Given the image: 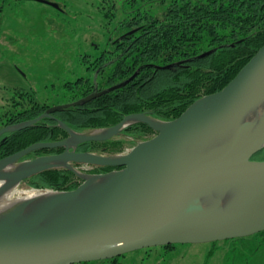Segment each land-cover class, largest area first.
I'll return each mask as SVG.
<instances>
[{
  "label": "water",
  "instance_id": "water-1",
  "mask_svg": "<svg viewBox=\"0 0 264 264\" xmlns=\"http://www.w3.org/2000/svg\"><path fill=\"white\" fill-rule=\"evenodd\" d=\"M40 1L59 8L58 3ZM124 84L95 91L82 101ZM262 101L264 45L223 89L198 98L173 120L131 113L114 126L83 133L53 115L70 105L63 104L34 119L2 127L0 137L50 117L69 134L58 141L36 142L0 159V180H8L6 189L60 167L77 173L84 182L76 189L44 197L27 219L17 222L22 214L18 211L1 220L0 264H75L154 246L217 242L263 232L264 160L253 157L264 148V112L257 125L244 117ZM138 122L148 124L156 135L126 154L77 150L85 142L110 140ZM97 131L100 134H94ZM54 148L65 150L25 158L36 150ZM58 161L65 164L58 165ZM23 164L24 168L8 171L10 166ZM75 165L117 169L90 174V181ZM98 176L104 180L95 184ZM228 191H238L239 196L224 207L205 208L210 199ZM43 222L47 223L40 226Z\"/></svg>",
  "mask_w": 264,
  "mask_h": 264
},
{
  "label": "trees",
  "instance_id": "trees-1",
  "mask_svg": "<svg viewBox=\"0 0 264 264\" xmlns=\"http://www.w3.org/2000/svg\"><path fill=\"white\" fill-rule=\"evenodd\" d=\"M160 1L169 2L162 17L137 16L138 22L129 23L135 27L113 39L110 48L94 57L85 55L91 73L67 82L70 91L66 96L70 100L63 104L70 105L54 112L55 117L78 132L114 126L131 113L146 112L161 120H173L198 98L223 89L264 45V0ZM210 50H213L211 54L200 57ZM123 82L114 91L89 102L82 101L97 89ZM31 98L24 97L20 110L0 114V124L34 119L51 107ZM124 132L136 142L154 130L138 122L127 126ZM68 135L55 119L44 117L31 127L3 134L0 159L36 142L57 141ZM110 143L111 140L89 141L82 143L81 148L83 151L105 149ZM60 151L41 149L25 158ZM253 159L264 160V148ZM75 180L72 170L54 168L33 175L26 182L37 189L66 191L80 185Z\"/></svg>",
  "mask_w": 264,
  "mask_h": 264
},
{
  "label": "rangeland",
  "instance_id": "rangeland-1",
  "mask_svg": "<svg viewBox=\"0 0 264 264\" xmlns=\"http://www.w3.org/2000/svg\"><path fill=\"white\" fill-rule=\"evenodd\" d=\"M47 1L58 3L59 9L40 0H0V114L20 110L24 97L51 107L63 104L70 98L67 82L91 73L85 55L94 57L110 48L113 39L135 27L129 23L137 21V16L162 17L169 4L160 0ZM10 125L14 124L6 126ZM99 129L104 128L83 133ZM124 129L110 139L107 148L89 152L123 155L156 135L149 132L135 142ZM75 167L85 175L114 170ZM75 174L81 185L84 179ZM20 187L30 188L27 182ZM92 264H264V231L224 241L177 244L173 250L154 246Z\"/></svg>",
  "mask_w": 264,
  "mask_h": 264
},
{
  "label": "bare ground",
  "instance_id": "bare-ground-1",
  "mask_svg": "<svg viewBox=\"0 0 264 264\" xmlns=\"http://www.w3.org/2000/svg\"><path fill=\"white\" fill-rule=\"evenodd\" d=\"M264 112V101L256 104L251 109L248 110L246 113L245 120L250 121L257 125L259 123L260 118L262 117V114ZM94 134H100L99 131L94 132ZM76 142H71V145H75ZM58 165H64L65 162L58 161L55 162ZM26 165L21 166H10L8 168V171H14L17 169H21L20 167L24 168ZM77 171L86 177V180L92 179L91 175H85L82 174L78 169ZM96 180L95 184H99L104 180V177H95L93 181ZM92 181V182H93ZM22 184V183H21ZM8 180H0V221L4 219L10 218L12 213H16L18 211H21V216L17 219V222L22 221L24 219H27L29 216H31L39 207L40 201L44 197H49L51 195H54V191L47 190V189H31V188H23L19 185H12L11 187H8ZM215 196L210 201H208L205 205L206 209H213L215 207H224L228 203H231L233 200H235L239 196L238 191H228L225 193L222 197ZM74 201V203H76ZM47 222H43L40 224V226H44ZM230 240V239H229ZM208 243V242H207Z\"/></svg>",
  "mask_w": 264,
  "mask_h": 264
},
{
  "label": "flooded vegetation",
  "instance_id": "flooded-vegetation-1",
  "mask_svg": "<svg viewBox=\"0 0 264 264\" xmlns=\"http://www.w3.org/2000/svg\"><path fill=\"white\" fill-rule=\"evenodd\" d=\"M59 9V8H58ZM77 80H78V78H77ZM68 82H74V81H68ZM71 85H73V84H71ZM97 91H101V90H98L97 89ZM70 100V99H69ZM68 101V100H67ZM66 102V101H65ZM1 138V137H0ZM58 141V140H57ZM57 149H62V151H60V152H58V153H61V152H63L64 150H65V148H57ZM77 150L78 151H83L82 150V148H81V144L77 147ZM52 154H54V153H52ZM37 157V156H36ZM34 158V157H33ZM177 244H171L170 246H171V249L173 250V249H175V246H176ZM188 245V244H187ZM168 248H170V247H168ZM167 248V249H168ZM113 258H110V259H108V261L110 260H112ZM99 261H103V260H99ZM99 261H90V262H80V263H75V264H92V263H94V262H99Z\"/></svg>",
  "mask_w": 264,
  "mask_h": 264
}]
</instances>
